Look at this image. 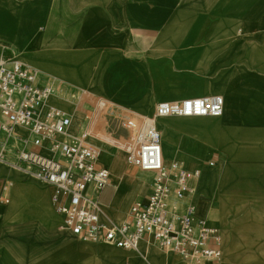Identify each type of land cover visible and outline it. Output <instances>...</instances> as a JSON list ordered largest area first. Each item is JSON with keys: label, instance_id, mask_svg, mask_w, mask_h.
<instances>
[{"label": "crops", "instance_id": "1", "mask_svg": "<svg viewBox=\"0 0 264 264\" xmlns=\"http://www.w3.org/2000/svg\"><path fill=\"white\" fill-rule=\"evenodd\" d=\"M13 59L54 90L50 105L72 117L75 136L89 128L117 134L123 118L153 116L160 102L223 96L222 117L195 121L203 137L185 130L179 120H161L164 128L180 134L178 152L169 159L195 171L207 161L203 155L216 164L221 151L240 149L253 156L248 166L256 173L234 180L211 205L208 215L218 221L226 215L223 224L209 225L194 216L193 193L184 206L195 207L194 223L220 231L223 262L241 256L264 264V0H0V61ZM17 135L29 132L19 129ZM6 139L10 161L16 148H33L30 140ZM4 166L0 264L41 262L68 242L52 203L53 189ZM131 170L124 160L113 172L123 177ZM153 177L137 196L144 204ZM105 191L112 194L109 201H102ZM117 192L114 183L102 191L104 221L107 216L114 222L116 216L129 220L130 211L115 213ZM23 196L34 205L33 216L18 210ZM25 226L39 228L38 240L24 238ZM240 235L242 251L235 248ZM86 242L79 249L99 253L104 264H189L157 246L142 245L145 259L105 241Z\"/></svg>", "mask_w": 264, "mask_h": 264}, {"label": "built area", "instance_id": "2", "mask_svg": "<svg viewBox=\"0 0 264 264\" xmlns=\"http://www.w3.org/2000/svg\"><path fill=\"white\" fill-rule=\"evenodd\" d=\"M53 94L31 67L16 59L0 61V163L52 188V203L64 226L85 241H105L145 259L142 245L177 254L189 264H223L220 231L194 223L190 213L195 207L184 206L199 171L186 170L178 161L165 164L159 126L166 117H221L223 96L160 102L153 116L126 121V130L136 134L129 146L131 161L154 177L147 203H134L129 220L119 224L108 216L104 221L107 212L100 202L102 191L113 186L110 170L99 164V150L88 141L87 130L69 133L72 117L50 105ZM19 129L29 135H17ZM8 135L30 140L33 148H16L14 160H8Z\"/></svg>", "mask_w": 264, "mask_h": 264}, {"label": "bare ground", "instance_id": "3", "mask_svg": "<svg viewBox=\"0 0 264 264\" xmlns=\"http://www.w3.org/2000/svg\"><path fill=\"white\" fill-rule=\"evenodd\" d=\"M208 118L209 117H166L159 119V126L162 130V146L166 165L170 163L169 158L178 152V139L180 138V134L173 128H164L161 120H179L182 123L181 126L185 128V130H188L197 136L203 137L201 128H199L201 126L200 124L195 123V121H204ZM71 130L72 126L69 129V133H71ZM87 131L89 133L88 141L99 150V164L112 172L111 177L114 180L113 183L117 186L118 192L114 203L116 205L115 213L117 212V214L124 216L128 214L134 203L141 202L137 199V196L141 193L144 185L146 186L150 183L153 174L142 170H134L133 162L131 160L126 162L124 156L122 154H118V151L123 148L129 152L128 146L117 144L111 137L103 133H98L92 128L87 129ZM62 139H65V137H62ZM191 149L195 150V147L192 146ZM203 156L207 161L197 167L199 176L193 188L192 203L196 207L194 216L204 217L206 219V224L220 226L224 223L223 218L226 215L220 214V221L216 218H212L208 215L211 205L215 203L225 192H227L234 180H243L252 173H256L255 169L248 166V163L253 160V156H251L249 152L240 149L221 151V159L218 164L211 161L208 156ZM124 160L127 167L131 168L133 171H128L125 176L119 177L114 174L113 170ZM0 166L5 167L4 164L1 163ZM183 167L189 168L185 164H183ZM18 205V210L22 211L26 217L33 216L32 210L34 209V205L29 199H27L26 196H23ZM115 219L119 224L123 223L125 220L119 216H116ZM1 224L2 218L0 217V233L2 235ZM62 229L66 234L68 242L59 244L57 253H54L51 257L44 259L41 262L32 264H104V261L100 259L101 257L99 256V253H92L79 249V246L87 244L85 240L75 236L64 225L62 226ZM21 234L27 240H38L39 228L35 226H25L21 230ZM225 246L226 242L224 243V250ZM245 247L243 237L240 235L239 242L235 243V248L242 251ZM49 249L50 246L48 247V250ZM224 257H226V252ZM143 263L145 264V262ZM10 264L17 263L12 261ZM22 264H30V262L24 261ZM223 264H251V261L240 256L235 260L230 261V263H227L226 259H224Z\"/></svg>", "mask_w": 264, "mask_h": 264}, {"label": "rangeland", "instance_id": "4", "mask_svg": "<svg viewBox=\"0 0 264 264\" xmlns=\"http://www.w3.org/2000/svg\"><path fill=\"white\" fill-rule=\"evenodd\" d=\"M107 107H108V105H107ZM108 109H109V107L106 110H108ZM127 120H128V118L122 119V121L120 123L121 129H120L119 133H117V134H110V133L106 134L105 133V135L111 137L115 143L120 144V145L122 144L124 146L129 147L130 145H132L134 143L135 138H136V134L134 132L126 130L125 123ZM96 132H100V131H96ZM118 154L119 155L122 154L124 156V159L126 160V162H129L131 160L130 154L125 150V148L119 150ZM133 168H134V170L140 171V169L135 165H133ZM111 196H112V194H110L109 191H105L102 201H109ZM169 254H172V252H169Z\"/></svg>", "mask_w": 264, "mask_h": 264}]
</instances>
